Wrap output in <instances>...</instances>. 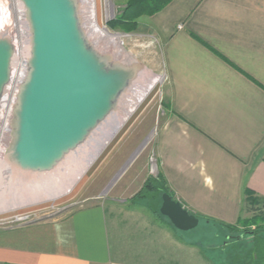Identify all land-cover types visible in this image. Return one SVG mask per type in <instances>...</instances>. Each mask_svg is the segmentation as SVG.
Here are the masks:
<instances>
[{
	"label": "crops",
	"instance_id": "1",
	"mask_svg": "<svg viewBox=\"0 0 264 264\" xmlns=\"http://www.w3.org/2000/svg\"><path fill=\"white\" fill-rule=\"evenodd\" d=\"M138 22L163 43L168 77L158 174L191 214L236 226L264 204V0H172ZM133 196L0 235V264H205Z\"/></svg>",
	"mask_w": 264,
	"mask_h": 264
},
{
	"label": "water",
	"instance_id": "2",
	"mask_svg": "<svg viewBox=\"0 0 264 264\" xmlns=\"http://www.w3.org/2000/svg\"><path fill=\"white\" fill-rule=\"evenodd\" d=\"M19 2L27 18L31 60L12 157L18 169L37 182L57 172L95 137L148 69L137 56L115 60L97 51L82 27L79 0ZM9 29L0 30V117L16 65ZM160 213L181 232L200 224L167 193Z\"/></svg>",
	"mask_w": 264,
	"mask_h": 264
},
{
	"label": "rangeland",
	"instance_id": "3",
	"mask_svg": "<svg viewBox=\"0 0 264 264\" xmlns=\"http://www.w3.org/2000/svg\"><path fill=\"white\" fill-rule=\"evenodd\" d=\"M111 7L113 8V18L108 21L107 14ZM95 8L99 24L114 36L112 38L103 36L96 43L94 42L98 37L96 33L85 31L90 41L94 43L92 44L94 48L97 44L98 47H106L110 51L119 52L125 60L129 59L130 55L137 56L148 69L144 73L159 83L70 194L47 203L0 214V235L10 231L20 233L22 230L59 219L74 210L104 202L107 198L117 194L128 196L134 194V198L147 179L160 176L157 171L154 141L168 101L166 91L168 77L163 58V43L153 37V33L146 26H140L139 22L137 30L130 33L112 26V21L125 10L126 6L123 8L115 5L114 0H95ZM129 93L123 102L128 99ZM142 146L143 148L135 159L112 184ZM70 173L74 174V169ZM144 180L145 182L142 183ZM133 198L131 201H134ZM160 206L161 204H159ZM256 208L259 209V212L252 211V208H250L251 211H248V207L245 208L241 219L248 220L255 214H264V204H259L255 206ZM159 220L167 221L171 225L165 217ZM223 225L225 224L207 222V219L201 218L196 229L182 232L189 243L197 247L198 254L203 258L205 264H229L237 255H244L252 243L249 238L239 241L238 236L242 233L230 231ZM262 225L264 226V223ZM235 227L243 230L241 226L236 225ZM251 228L255 230L256 227L252 226ZM227 236L229 239H226ZM237 240L238 244H236ZM235 244L239 246L234 248Z\"/></svg>",
	"mask_w": 264,
	"mask_h": 264
},
{
	"label": "bare ground",
	"instance_id": "4",
	"mask_svg": "<svg viewBox=\"0 0 264 264\" xmlns=\"http://www.w3.org/2000/svg\"><path fill=\"white\" fill-rule=\"evenodd\" d=\"M1 1L2 0H0V4ZM14 1L6 0L9 4L8 9L10 11V18L5 19L0 16V20L1 18L3 19V22H0V30H7L10 28L9 33L11 37H13L12 39L15 38L13 43L21 46V54H18L19 56L17 55L18 59L16 58V69L12 71V85L6 93L1 107L0 214L25 207L36 206L41 203H47L70 194L76 186L81 183L103 151L113 141L159 83L153 77L143 72L133 90L130 91L128 99H126L125 102H123L125 98L122 100L115 114L106 122L95 137L80 150V152L72 157L53 175L41 181H31L29 177L24 175L23 170H19L14 164L12 157L16 127L18 125V110L31 60L29 46L30 35L27 18L23 8L20 9L17 0ZM79 2L81 6L82 27L84 31H93L96 33L98 37L96 36L97 40L94 42L97 43L98 39L103 36L112 38L114 34L102 27L98 22L95 0H79ZM3 4H5V0ZM108 11L107 17L110 18L113 16V8L111 7ZM89 37H91V35ZM95 47L97 51L110 56L112 59L125 60L119 52L110 51L106 47H98L97 44ZM73 169L74 174H71L70 172Z\"/></svg>",
	"mask_w": 264,
	"mask_h": 264
},
{
	"label": "trees",
	"instance_id": "5",
	"mask_svg": "<svg viewBox=\"0 0 264 264\" xmlns=\"http://www.w3.org/2000/svg\"><path fill=\"white\" fill-rule=\"evenodd\" d=\"M172 0H128L125 10L112 21V26L121 29L124 32H134L138 28V20L143 16H152L165 8ZM169 194L176 200L174 194L167 187L161 176L149 178L144 183L142 189L133 198L134 202L141 203L151 211L153 215L161 219L163 216L160 213L163 194ZM251 210L259 212L255 209V202L250 203ZM210 220L207 219V222ZM264 214H255L251 219H240L237 223L243 230L232 225H223L228 230L242 233L238 236V240L249 238L252 243L245 251L244 255H237L236 258L229 264H264ZM256 227L253 230L251 227ZM226 239H229L227 236ZM236 241L238 244L239 241ZM226 244V243H225ZM234 246L237 248L239 245Z\"/></svg>",
	"mask_w": 264,
	"mask_h": 264
},
{
	"label": "built area",
	"instance_id": "6",
	"mask_svg": "<svg viewBox=\"0 0 264 264\" xmlns=\"http://www.w3.org/2000/svg\"><path fill=\"white\" fill-rule=\"evenodd\" d=\"M3 1L4 0H2L1 1V4H0V16L1 17H3V18H5V19H8V18H10L9 17V15H10V11H9V4L6 2V0H5V4H3ZM14 1V0H13ZM15 2V1H14ZM13 2V3H14ZM16 3V2H15ZM17 3H18V5L20 6V9H22V5H21V3L19 2V0H17ZM2 5V6H1ZM113 17H110V18H108L107 17V20L109 21V20H111ZM3 19L1 18V20H0V22H3L2 21ZM13 38V37H12ZM15 39V38H14ZM13 39V40H14ZM15 45V44H14ZM15 48H16V58H17V55L18 54H21V46L19 45H15ZM19 56V55H18ZM18 59V58H17ZM18 62V61H17ZM17 67V66H16ZM14 69H16L15 67H14ZM14 71V70H13ZM12 81H13V73H12ZM6 96V95H5ZM4 99H5V97L3 98V100L1 101V107H2V103H3V101H4Z\"/></svg>",
	"mask_w": 264,
	"mask_h": 264
}]
</instances>
